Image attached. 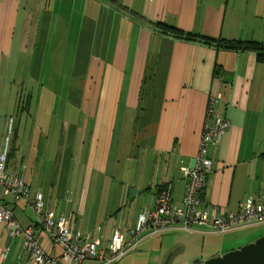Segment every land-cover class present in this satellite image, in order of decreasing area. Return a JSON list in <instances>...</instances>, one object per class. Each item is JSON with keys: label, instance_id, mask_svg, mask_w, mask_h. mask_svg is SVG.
<instances>
[{"label": "crops", "instance_id": "crops-1", "mask_svg": "<svg viewBox=\"0 0 264 264\" xmlns=\"http://www.w3.org/2000/svg\"><path fill=\"white\" fill-rule=\"evenodd\" d=\"M75 16L77 50L62 108L47 103L36 115L29 108L32 93L23 96L14 76L2 77L4 60L26 53L32 61L53 21L69 25ZM157 23L264 42V0H0V140L12 117L15 140L8 144L5 170L24 166L30 190L15 201L0 185V203L12 208L22 227L36 224L31 198L37 191L57 216L75 214L78 229L104 240L114 228L124 233L132 227L138 213L153 206L161 184L180 199L181 167L194 164L209 96H219L216 106L230 127L209 150L204 201L221 214L237 210L249 196L264 197V61L255 51L174 38ZM61 32L66 38L70 30ZM52 128L55 144L49 141ZM254 225L223 234L196 226L191 232L210 239L196 260L264 235V227L238 233ZM38 231L40 243L49 247L46 233ZM253 234L258 235L251 239ZM8 239L1 225L0 264H32L27 255L20 257L22 237ZM180 250L183 244L159 264Z\"/></svg>", "mask_w": 264, "mask_h": 264}, {"label": "built area", "instance_id": "built-area-1", "mask_svg": "<svg viewBox=\"0 0 264 264\" xmlns=\"http://www.w3.org/2000/svg\"><path fill=\"white\" fill-rule=\"evenodd\" d=\"M219 96H209L207 112L202 129L197 156L192 166H182L185 179L183 196L175 199L171 187L164 184L156 192L152 207H145L138 215L134 225L123 233L120 227L114 228L108 239L102 235L83 233L77 228L75 214L57 216L49 206H45L42 192L37 191L31 198L36 225L21 227L14 218L11 207L0 203V225L7 229L13 240L22 237L20 257L27 255L32 264H83L93 261L97 264H111L121 259L136 247L145 234L164 230L193 231L196 226H204L217 233L264 222V197L260 200L252 196L240 203L235 211L213 214L203 199L206 176L212 170L209 150L218 145L223 134L229 129L230 121L222 116L216 103ZM13 130V119L8 118L6 131L0 146V185L4 195L15 200L27 197L29 189L24 178V166L8 173L6 160L9 135ZM47 235L46 245L40 243V232Z\"/></svg>", "mask_w": 264, "mask_h": 264}, {"label": "rangeland", "instance_id": "rangeland-1", "mask_svg": "<svg viewBox=\"0 0 264 264\" xmlns=\"http://www.w3.org/2000/svg\"><path fill=\"white\" fill-rule=\"evenodd\" d=\"M66 23V20L65 25H63L62 21H53L47 37V42L45 41L44 44H40L36 47V52L32 55V61L29 55L26 53L19 54V57H17L13 53L12 56L5 58L3 63L2 77L11 78L14 76L16 88L20 90V94H23V96H25L26 93H32L34 100L30 101L29 108L31 111L35 112L36 115L46 107L47 103L55 105L56 110L62 108V97L64 96V90L66 89L67 82L69 80V77L71 76L74 66V56L77 50L76 39L78 35L77 17L75 16V18H71L69 21V25H67ZM17 28H19V25ZM61 29L70 30L69 36L66 38L62 37ZM16 32H18V29H16ZM38 94L41 97L38 101H36ZM42 94L49 96L51 98V102H47L46 96H42ZM36 119L39 120V118L37 117ZM15 121H17L16 118ZM2 124L3 122L0 123V136L2 131ZM40 129L41 128L38 126L36 135L41 133L42 130ZM43 130L47 129L43 127ZM53 131L54 128L51 129V136L49 140L50 144H55ZM19 135L21 136V134ZM14 140L15 130H12L9 135V146L12 147ZM1 141L2 140H0V142ZM36 142L38 143L37 137H35L34 143ZM122 188L123 184H121V181H119L120 193L122 191ZM118 199H120L119 195ZM95 218L97 220L98 213H96ZM99 225H102V223H97L94 227H99ZM258 227H264V222L257 223V225L250 226L248 228H244L243 230L238 231V233L245 234L246 232H250L253 228ZM126 230L124 231V233L126 232ZM195 234V232L176 229L150 233L149 235L145 236L142 241H139L136 247L129 250L125 254V256L111 264H159V260L162 256L163 262L166 255L179 246L181 247V244L185 246V250H180L173 258L170 259L168 264H186V262H188L187 264H190L196 259H201V245L207 244V242L210 240L207 238H203L200 234ZM256 235L251 236V239H253V237H256ZM258 237L259 236H257L256 238ZM256 238H254V240ZM171 246L173 247L169 252H167ZM156 260L158 262H156ZM83 264L97 263L93 261H85Z\"/></svg>", "mask_w": 264, "mask_h": 264}, {"label": "trees", "instance_id": "trees-1", "mask_svg": "<svg viewBox=\"0 0 264 264\" xmlns=\"http://www.w3.org/2000/svg\"><path fill=\"white\" fill-rule=\"evenodd\" d=\"M157 24L160 27H162V29L164 30L163 33H167V34H169L170 36H172L174 38L184 39V40H188V41H196V42H199V43H202V44H205V45L215 46V47H223L225 49H232V50H234V49H244V50L255 51L257 59L259 61H264V42H260V41H241V40H230V39H225V38H216V37H212V36H209V35H206V34H202V33H197V32H192V31H183V30H180V29H178L176 27H170V26H168L166 24H159V23H157ZM163 185L164 184H161L160 187H163ZM26 186H27V184H26ZM160 187L157 189V191L160 189ZM29 194H30V192H29ZM27 197H23V198H27ZM21 198L22 197H20L19 199H21ZM15 201H17V200H15ZM4 204H6V203H4ZM6 205H8V204H6ZM11 210H12V208H11ZM12 213H13V211H12ZM13 216H14V214H13ZM33 225L35 227H38L36 224H33ZM98 229H100V227H98Z\"/></svg>", "mask_w": 264, "mask_h": 264}, {"label": "water", "instance_id": "water-1", "mask_svg": "<svg viewBox=\"0 0 264 264\" xmlns=\"http://www.w3.org/2000/svg\"><path fill=\"white\" fill-rule=\"evenodd\" d=\"M168 263V258L164 264ZM191 264H264V235L243 246Z\"/></svg>", "mask_w": 264, "mask_h": 264}]
</instances>
